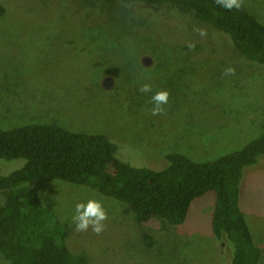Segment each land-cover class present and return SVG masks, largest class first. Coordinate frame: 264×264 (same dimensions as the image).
Instances as JSON below:
<instances>
[{
	"label": "rangeland",
	"instance_id": "374dc122",
	"mask_svg": "<svg viewBox=\"0 0 264 264\" xmlns=\"http://www.w3.org/2000/svg\"><path fill=\"white\" fill-rule=\"evenodd\" d=\"M239 3L264 25V0ZM144 83L151 92L138 90ZM160 90L168 91V102L153 115L150 97ZM32 123L105 135L117 157L136 167L157 166L167 153L210 161L264 129V68L171 7L0 0V128ZM27 187L68 226V247L89 264L230 261L224 241L215 242L211 232L212 192L191 203L181 225L153 224L155 245L145 249L141 229L120 202L60 181ZM89 198L107 212L99 234L91 227L77 231L72 220L75 204ZM239 208L264 264V159L243 170ZM0 264L10 263L0 254Z\"/></svg>",
	"mask_w": 264,
	"mask_h": 264
},
{
	"label": "trees",
	"instance_id": "16d2710c",
	"mask_svg": "<svg viewBox=\"0 0 264 264\" xmlns=\"http://www.w3.org/2000/svg\"><path fill=\"white\" fill-rule=\"evenodd\" d=\"M101 1L105 7L124 2L174 8L218 33L238 57L264 68V25L242 6L228 10L216 0ZM261 159L264 129L210 161L167 153L157 166L136 167L120 160L117 145L102 134L55 124L0 128V254L10 264H89L68 247V226L27 187L46 180L86 187L126 206L145 249L155 245L153 224L181 225L191 203L212 192L211 232L228 248V264H258L261 252L239 208V184L243 170Z\"/></svg>",
	"mask_w": 264,
	"mask_h": 264
},
{
	"label": "clouds",
	"instance_id": "9594fccd",
	"mask_svg": "<svg viewBox=\"0 0 264 264\" xmlns=\"http://www.w3.org/2000/svg\"><path fill=\"white\" fill-rule=\"evenodd\" d=\"M221 8L231 10L239 8V0H216ZM203 34V33H201ZM227 74L233 72L232 68L225 69ZM152 86L144 83L138 89L141 93L151 92ZM169 93L167 90H160L152 93L150 102L152 104L151 112L153 115L163 110L162 105L167 104ZM107 219V212L102 202L95 198H89L86 201L75 204V211L72 217L75 229L84 231L91 227V230L97 234L104 230V221Z\"/></svg>",
	"mask_w": 264,
	"mask_h": 264
}]
</instances>
